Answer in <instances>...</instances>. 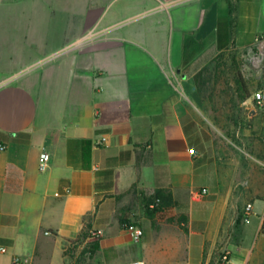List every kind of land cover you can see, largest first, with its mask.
<instances>
[{
  "label": "crops",
  "instance_id": "crops-1",
  "mask_svg": "<svg viewBox=\"0 0 264 264\" xmlns=\"http://www.w3.org/2000/svg\"><path fill=\"white\" fill-rule=\"evenodd\" d=\"M70 5V45L0 71V264H69L85 232L120 236L118 216L143 209L136 260L217 264L229 251L232 264H264V111L246 120L262 140L225 139L219 156L202 136L195 80L223 52L264 62V0ZM155 200L164 208L150 218Z\"/></svg>",
  "mask_w": 264,
  "mask_h": 264
},
{
  "label": "rangeland",
  "instance_id": "rangeland-1",
  "mask_svg": "<svg viewBox=\"0 0 264 264\" xmlns=\"http://www.w3.org/2000/svg\"><path fill=\"white\" fill-rule=\"evenodd\" d=\"M70 2L63 0L60 11L54 0H0V71L37 63L46 52L70 45L77 36L69 32L80 29V20L70 11ZM200 72H205L206 82L203 93L199 94L197 115L208 145L222 156L229 153L225 139L240 146H247L254 139L262 140L246 120L249 112L257 107L253 94L264 86V62L246 51L232 50ZM241 79L251 92V98L246 101L240 99L238 91ZM145 215L143 209L141 217ZM141 217L119 215L120 236L105 232L70 244L66 251L69 264H124L130 259L136 260L138 243L127 225L141 223Z\"/></svg>",
  "mask_w": 264,
  "mask_h": 264
},
{
  "label": "built area",
  "instance_id": "built-area-1",
  "mask_svg": "<svg viewBox=\"0 0 264 264\" xmlns=\"http://www.w3.org/2000/svg\"><path fill=\"white\" fill-rule=\"evenodd\" d=\"M253 101L258 108L264 111V86L253 94ZM5 150H6V146L0 143V151L3 152ZM49 161H50V154L44 152L41 155V159H40V171L45 172L49 169ZM246 211L248 213L251 212L252 205H248ZM127 226L134 241L137 243L141 242L142 239L144 238L143 228L136 223H130ZM101 235H103V230H92L90 232V237L101 236ZM2 251L5 250L2 249ZM13 264H27V262L22 260L20 257H17L14 259ZM126 264H146V263L143 260H135ZM217 264H232L231 253L229 251L223 252Z\"/></svg>",
  "mask_w": 264,
  "mask_h": 264
},
{
  "label": "trees",
  "instance_id": "trees-1",
  "mask_svg": "<svg viewBox=\"0 0 264 264\" xmlns=\"http://www.w3.org/2000/svg\"><path fill=\"white\" fill-rule=\"evenodd\" d=\"M230 8H231V12L233 13L235 11V6L233 3H230ZM228 19L227 18H221L219 20V46L221 49H223L224 47H226L228 45V31L226 29V34H224V40H223V24H228ZM225 52H223L220 56L218 57H222V55L224 54ZM204 73L205 72H200L199 74L196 75L195 77V80H196V87H197V90H198V93L201 94L203 93V86L205 84V80H204ZM238 91L239 93H241V96H240V99L242 101H246L248 99L251 98V92L249 91V87L248 85L241 79L239 82H238ZM118 160L120 159H114L113 161L114 162H117ZM160 197V196H159ZM163 203L161 201H157L155 200L151 205H148L147 206V214L150 218H154L155 215H157L158 213L162 212L163 211ZM122 223H126L125 221ZM90 236H88V234H86V232L83 234L82 237H80L78 240L76 241H73L72 243L74 242H77L81 239H88ZM99 247V245H97V248ZM96 248V249H97Z\"/></svg>",
  "mask_w": 264,
  "mask_h": 264
}]
</instances>
